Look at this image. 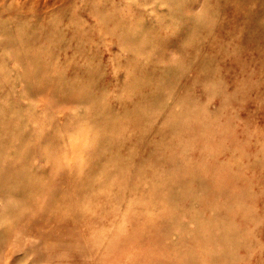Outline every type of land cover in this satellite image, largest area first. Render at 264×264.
<instances>
[{
  "label": "rangeland",
  "instance_id": "1",
  "mask_svg": "<svg viewBox=\"0 0 264 264\" xmlns=\"http://www.w3.org/2000/svg\"><path fill=\"white\" fill-rule=\"evenodd\" d=\"M0 264H264V0H0Z\"/></svg>",
  "mask_w": 264,
  "mask_h": 264
}]
</instances>
